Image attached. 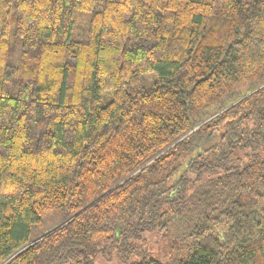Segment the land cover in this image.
I'll return each mask as SVG.
<instances>
[{
    "label": "trees",
    "instance_id": "trees-1",
    "mask_svg": "<svg viewBox=\"0 0 264 264\" xmlns=\"http://www.w3.org/2000/svg\"><path fill=\"white\" fill-rule=\"evenodd\" d=\"M150 231L264 264V0H0V264Z\"/></svg>",
    "mask_w": 264,
    "mask_h": 264
},
{
    "label": "rangeland",
    "instance_id": "rangeland-1",
    "mask_svg": "<svg viewBox=\"0 0 264 264\" xmlns=\"http://www.w3.org/2000/svg\"><path fill=\"white\" fill-rule=\"evenodd\" d=\"M182 172L184 169L181 170ZM179 177L175 176V182H178ZM134 243L135 251L126 253L125 250L113 248L106 255H99L95 264H128L136 260H140L144 253H148L153 258H156L162 263H166L170 252V235L159 233L158 231H150L141 234V238L130 240V244Z\"/></svg>",
    "mask_w": 264,
    "mask_h": 264
}]
</instances>
